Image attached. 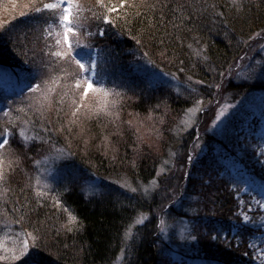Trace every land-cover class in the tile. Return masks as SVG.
Returning <instances> with one entry per match:
<instances>
[{"label": "trees", "instance_id": "trees-1", "mask_svg": "<svg viewBox=\"0 0 264 264\" xmlns=\"http://www.w3.org/2000/svg\"><path fill=\"white\" fill-rule=\"evenodd\" d=\"M77 9L75 28L78 33L84 31L88 38L87 47L81 44L83 49L76 47L74 50L73 56L81 62L95 50L99 57L97 67L106 73L109 81L117 78L119 86L129 85L125 59L130 56L141 63L148 61L152 68L175 80L187 79L191 88L169 96L165 88L155 90L149 85L146 88V82L135 77L132 87L137 83L138 91H127L128 95L122 98L115 111L110 109L111 115L102 110L91 115L82 113L79 117L80 97L73 89L65 87L59 92L64 96L58 99L55 95L58 105L54 103L47 109L35 111L36 108L28 105L29 101L21 105L9 103L8 97L14 96V101L21 94L28 95V89L38 81L39 67L51 65L49 61L40 62L42 55H38L44 43L32 30L49 27L54 20L49 13L43 12L40 19L29 14L30 17L23 21L19 15L9 13L12 11H3L0 14V78L3 81L0 120L10 130L28 127L32 135L25 145L15 142L14 133L3 135L8 144L3 147L5 162L0 165V243L9 239L12 231L31 239V250L24 251L19 260L13 257L7 264H26V257L29 262L38 264H178L170 248L157 249L162 218L166 213L172 217L187 216L173 207L179 201L187 204V188L194 186L196 190L200 176H203L200 185L206 191L199 196L194 190L193 196H189L196 200L191 205L195 212L191 218L199 229H193L194 241L185 245L186 254L183 251L180 254L204 264H245L242 257L248 258L247 254L253 252V242L258 240L254 238L255 233L262 227L249 221L242 226L238 224V237L237 234L230 236L229 232L222 236L228 224L236 219L237 203L231 188L235 179L228 169L222 171L220 163L224 159L238 161L236 175L247 169L253 173L255 170L245 160L248 157L246 149L240 153L234 151L237 147L234 131L227 130L223 135L204 132L203 120L208 111L202 110L224 89L237 90L232 83L235 73L230 82L226 76L246 55L247 44L252 39L248 32L264 23V0H86ZM104 16L112 22L103 20ZM100 29L104 30L102 36ZM50 37L54 38L53 34ZM44 48L46 50V46ZM117 66L120 76L107 72L106 68L109 71ZM5 80L11 82L8 86L13 92L10 94H7ZM217 84L222 87L218 89ZM200 99L203 100L200 119L180 141L177 131L180 118L188 103ZM116 112L122 116L118 118ZM244 117L245 114L236 115L227 128L234 130L241 126ZM144 126L149 127L150 135H156L154 147L142 145L143 137L137 131ZM198 141L205 145L206 151L203 157L196 159V166L193 145ZM46 146L60 148L62 152L52 158L60 171L59 178L54 181V196H39L33 188L37 172L33 158ZM11 151L14 155L10 158ZM189 156L193 157L191 162ZM168 157L169 167L160 176L159 183H172V187L168 185L173 188L172 198L154 197L151 204L146 205L138 195L118 187L120 179H129L135 185L149 181L154 163ZM71 171L79 176L104 180L114 192L87 196L75 185L69 188L67 185L74 181L69 177ZM142 210L149 214L150 231L148 234L138 231L131 239V252L117 263L118 251L126 245V231ZM213 227L223 231L218 232Z\"/></svg>", "mask_w": 264, "mask_h": 264}, {"label": "rangeland", "instance_id": "rangeland-1", "mask_svg": "<svg viewBox=\"0 0 264 264\" xmlns=\"http://www.w3.org/2000/svg\"><path fill=\"white\" fill-rule=\"evenodd\" d=\"M47 3H56L58 6L55 9L44 8V4ZM84 3H86V0H72V21L68 25L69 27L75 28L79 14L77 8L81 7V5ZM67 7V0H0V14H2L3 11L5 13H7V11H12L9 13L19 15L24 21L25 17H30L29 14H31L32 18L37 16L36 18L40 19V14L49 13L51 15L50 19L54 20V23H51L49 27H44L42 30H40L39 27H36L34 31L32 30V32L35 33V36L37 35L40 37L41 41L44 43V45L40 47V49L43 51L39 52L38 55H42L40 62L44 61L48 63L49 61L51 64L48 68H41V66L39 67V78L38 81L34 83L39 85V90L30 91L28 95L21 94L14 101V96L11 98L8 97L9 101H12L17 105H21L22 103L29 101L30 104L28 105L36 108L35 111L47 109L52 107L54 103L58 105L56 96H58V99L59 97L64 96H60L59 92L64 90L65 87L73 89L74 94L76 93L78 97H80L77 108V115L79 117L82 116L79 115L82 113L91 115L95 111H100L101 113L102 110L104 112L107 111L108 114L110 113L111 115L110 109L115 111V108L119 106L122 98L128 95L127 91H138L139 86L137 83L132 87V81H135V77H139L145 81L146 88H148V85L149 87L156 88L155 90L165 88L167 91L166 93L167 95L169 94V96L170 94H177L178 92H186L188 91L189 87L191 88V85L187 79H180L182 81L175 80L174 78L163 74L161 70L152 68L148 61L141 63L140 60L133 59L132 57L130 58V56L125 60L126 63H128L126 70L129 72V76L126 77L127 82L131 83L129 85L128 83L121 84L120 86L122 87L120 88L117 78L113 80V82L109 81L106 73L103 70H99L97 67L99 63V57L95 50H91L92 52L89 55V58H86L82 62L85 64V68L80 69L70 57L74 55V50L76 47L82 48V45L85 46V42L88 41V38L86 37L87 35L84 34V31H79L78 33V30L75 28V31L71 33L72 47L71 49L68 48L63 39L65 24L62 20L64 10ZM36 9L40 10L36 11ZM248 33L251 35L250 37L252 39L247 44L248 50L246 55L242 56V58H240L238 62L235 63L233 67H231L226 76L227 79L230 78V82L232 80V75L235 73L233 75L232 83L236 85L235 88H237V90L234 92L230 90V88H228L227 91L224 89V91L220 92L219 97L216 98L211 103V105H209L206 109L204 107V110L202 111H208V116L203 120V130L204 132L208 130L221 135L226 134V132H228L227 130H232L234 131L232 134L235 136L234 142L236 143L235 145H237L234 151L237 153H240L243 149L248 151V155H246L248 157L245 160L251 165V169L255 170L254 173H256V175H254L253 172L248 171L249 169L240 171V173L236 175V172H238V167H236L238 161L236 160L233 161L231 159L230 161L229 159H224L220 163L223 167L222 171L225 172L226 169H228L230 174L235 179V182H231L233 185L231 188H233V199L237 203V211L235 212L236 219L232 220L228 224V229H226V231H223V229L220 227L218 230L216 227L213 228L218 232L223 231V234L221 233L223 237L228 234H230V236L237 234L238 237L239 225L242 226L243 224H247L250 221V223L256 227H262L260 232L255 233L256 236H254V238L258 240H254L253 242V252L251 251L250 255L247 254L248 258L242 257V260L245 264H264V259L261 258V251L264 250V206H262L264 205V156L260 155L261 152H264V115L262 117L261 114H257L261 112L264 113V23L251 29ZM52 34L54 38L50 37ZM45 46L46 50L44 48ZM57 52H66L68 55L56 56L55 53ZM93 65H95V69L88 71L87 69L91 68ZM106 69L109 74L113 75L117 74L118 70H120V67L117 66L116 68H112L109 71L108 68ZM76 73H79V76H77ZM131 75L134 76L132 77ZM117 76H120V74H117ZM126 78L124 81H126ZM77 79L80 81L79 84L76 82ZM88 79H91L96 87L85 93L83 88ZM2 82L3 81L0 78V86L3 84ZM5 82V86L8 87L7 94H10L13 92L12 88L8 86L11 82L7 80H5ZM211 86L212 85L210 84V86L207 87L206 92H210ZM146 88H144V91ZM2 92L4 91L2 90ZM201 99L200 101L197 100L193 104L188 103L187 109L180 118L179 126L177 127L178 136L181 135L179 139L180 141L190 134L189 132L191 127L196 125L195 121L197 119L199 121L201 115L199 113L202 112L200 111V106L203 103V100ZM221 111H223V115L220 117V120L217 121L216 116ZM247 111H249L251 115L246 114ZM119 114L120 113L118 112L115 113L118 118L122 116ZM244 114L245 120L241 126L234 128V130L232 127L227 128V124L232 122L236 115ZM13 118L16 121L15 117ZM213 121H216V123H213ZM7 124H10V122H7ZM18 127H13L10 130V128L7 127V125H5L2 120H0V135L6 136V133L7 135H11L10 132L14 133V135L17 136V140L15 142L20 141V143L22 142V145H25V143H27L32 136L31 130L28 127ZM148 128V126H144V128L141 127L140 131L138 130L137 133L143 137V146L154 147L156 143V135H150L149 133H151V131ZM221 129H223V132L220 131ZM200 141L195 142V147L193 148L196 149V155H194L196 166H198L197 160L203 157V153L206 151L205 145ZM2 143L3 141L1 140L0 144ZM44 148L46 149L40 153H37L33 158V161H35L34 164L37 166V172L35 171L36 176L33 179V188L35 187V194L39 196H47L49 194L54 196V188H56L54 187L56 186V182L54 183V181L59 178L60 171H58V166L55 165V163L52 161V158L53 156L56 157L61 155L62 152L60 148H55L53 146L52 148L47 146ZM2 151L3 147H0V165L4 164L5 162V158L3 156L6 152ZM13 155L14 153L11 151L9 155L10 158ZM168 156L170 157V154ZM169 157L167 159L160 158L159 161H156L157 163H154L156 164L155 169L152 171L149 181L140 182L138 185H135L129 179H120L117 182L118 187L128 193L130 192V194L134 193L138 195L139 198L144 200L146 205L151 204L153 200L152 198L154 197L158 199L164 198L166 200L172 198V183L169 182L167 184H163L162 181L159 183L160 176L169 167ZM223 172H221L220 175ZM68 173L69 177L74 179V181L72 180L71 184L67 186L71 188L75 185L82 194L87 196H102L107 194V191L113 190L112 192H114V189H112L111 186L107 184L108 182L104 180H99L98 178L89 175L79 176L75 171ZM206 175H209V172H207ZM202 177L203 176H200L199 178V181L196 185V190L194 189V186L193 188H187L186 193L189 194L186 197V201H188L187 204H184L183 201H179L178 203H175V206L173 207V209H177L176 211H180L182 215L185 213L187 216L182 217L179 215H173L172 217L167 216L168 213H166L162 218V232L159 236L161 241H159V237H157L158 242H160V247L157 245V249L158 251H161L164 247L170 248L169 252H171L170 254L172 255V258H174V261L177 259L178 264H204L199 261L194 262L188 258H183V255L186 254L184 250H187V246L185 245L194 241V239L191 237V235L194 234L193 229H199L198 227H195L196 221L191 218L195 213L194 209L191 208V205L193 201L195 203L196 200H192V198H189V196H193L194 192H196L199 196L204 194L206 189L204 186L200 185V180ZM170 184L171 187L168 186ZM237 187H239V190ZM244 215H247L249 219L244 220ZM133 222L134 223L130 226L129 230L126 231L124 241L126 245L122 247L120 251H118L117 263L121 262L127 253L131 252V242L133 241L131 239H133L135 235L138 234V231L142 230L145 233L147 232V234L148 231H150L148 227L149 214L145 212V210H142L141 213H138ZM12 236L0 243V264L10 263L8 261H12L13 257L16 258V260H19V258H22V253L24 251L31 250V239L26 234L22 235L17 231H12ZM3 243H5V245H3ZM251 248L252 246L250 245V249ZM181 251H183L182 253L184 254H180Z\"/></svg>", "mask_w": 264, "mask_h": 264}, {"label": "snow or ice", "instance_id": "snow-or-ice-1", "mask_svg": "<svg viewBox=\"0 0 264 264\" xmlns=\"http://www.w3.org/2000/svg\"><path fill=\"white\" fill-rule=\"evenodd\" d=\"M67 3H68V7L65 8L64 10V14H63V17H62V20L65 24V27H64V32H63V39H64V42L67 44L68 48L71 49L72 47V42H71V33H73L75 31V28L73 27H69L68 25L71 23L72 21V15H71V5H72V0H67ZM57 4L56 3H47V4H44V8H48V9H55L57 8ZM40 9H36V11H39ZM103 20H106V21H109V22H112L110 21L109 17L108 16H104L102 17ZM99 35H104V30L103 29H100L99 31ZM87 47V45L85 46ZM56 56H66L68 55V53L66 52H57L55 53ZM71 59H74L75 60V64L79 66L80 69H84L85 68V64L82 63L79 59H77L75 56H72L70 57ZM95 69V65H93L91 68L87 69L88 71H91ZM77 76H79V73H76ZM77 84L80 83L79 79H77ZM96 86L93 84V82L91 81V79H88L84 88H83V91L85 93L91 91L92 89H94ZM216 87L219 89L221 88L222 86L220 84H217ZM33 90H39V85L38 84H34L30 89H28V91H33ZM9 103H11V101H9ZM223 115V111H221L220 113L217 114L216 116V120H220V117ZM213 123H216V121H213ZM219 127V126H218ZM221 132H223V129L220 130ZM197 138H198V133H197ZM0 140L3 141L2 144H0V147H4L5 145L8 144V140L5 139V137L3 135H0ZM193 147H195V145H193ZM261 156H264V152H261L260 153ZM188 160L189 162H191L193 160V157L192 156H189L188 157ZM200 182L202 183L203 180L201 178ZM264 206V205H262ZM244 220H248L249 217L247 215H244ZM26 247V245H25ZM261 258L264 259V250L261 251ZM25 262L26 264H38V262H35V261H32V262H29L28 261V258L26 257L25 258Z\"/></svg>", "mask_w": 264, "mask_h": 264}]
</instances>
